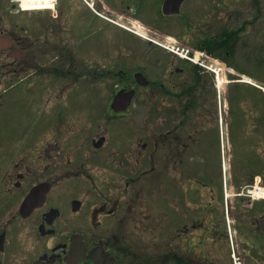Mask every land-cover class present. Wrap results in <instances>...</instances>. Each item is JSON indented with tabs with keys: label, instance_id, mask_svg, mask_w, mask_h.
Returning <instances> with one entry per match:
<instances>
[{
	"label": "flooded vegetation",
	"instance_id": "obj_1",
	"mask_svg": "<svg viewBox=\"0 0 264 264\" xmlns=\"http://www.w3.org/2000/svg\"><path fill=\"white\" fill-rule=\"evenodd\" d=\"M23 1L0 0V102L16 90L31 110L0 128L12 135L0 144V264H214L194 261L192 234L209 229L216 210L205 189L226 211L222 171L195 166L221 168L223 117L207 106V72L152 47L149 36L176 27L180 45L190 46L187 37L208 46L210 6L182 0L168 12L165 0H56L50 10ZM143 1L152 20L141 18ZM120 89L134 95L114 111ZM135 103L147 110L133 111ZM248 176L253 182L241 179Z\"/></svg>",
	"mask_w": 264,
	"mask_h": 264
},
{
	"label": "rangeland",
	"instance_id": "obj_2",
	"mask_svg": "<svg viewBox=\"0 0 264 264\" xmlns=\"http://www.w3.org/2000/svg\"><path fill=\"white\" fill-rule=\"evenodd\" d=\"M161 1L162 0H159L158 2L156 1V3L160 4ZM195 1L198 0H190V4H194ZM199 2L210 6L211 34H217L222 30L228 29H232L237 32L238 39L235 43V50L232 51V54L228 55V61L231 64L229 69L226 71L228 79H231V81L237 79H251L264 84V0H199ZM143 5L144 10H141L142 3L137 5V7L140 8L141 18L145 20H152L146 9L147 2L143 1ZM102 11L103 10H99V13L103 15L104 12ZM100 22L104 23L101 19ZM154 23L158 26H162L160 20H157ZM175 30H177L176 27L172 28L168 32H161L160 35L150 34L149 36L157 39L158 41H165L168 37L174 36L173 32H175ZM112 35L116 38L115 33ZM145 41L146 43L149 42V40ZM182 42L186 45L194 47L190 38L187 39V37H185ZM132 43H135L138 47V43H136V41H132ZM151 43L153 44L152 47H157L161 49L160 51L172 53L157 43ZM148 46L151 45H147V48ZM114 48L116 47L114 46ZM118 52V50L113 52L115 61L113 59L112 63H114L113 65H115L116 68L120 66V62L117 61ZM125 53H127L126 55L134 54V51H126ZM155 57L153 56V58ZM217 59L220 60V58ZM38 62L44 63L45 61L41 58ZM151 62L152 61H150L149 64ZM146 71L148 78L154 79L153 67H147ZM207 74L208 77L206 78L210 83L211 93L210 97L206 98V103L209 108H212L214 114H216V112H218V114L222 113L224 119L221 138L224 143L223 146L225 150L224 160H226L227 166L226 178L229 182V186L232 185L235 191L249 181V176L241 179L243 169L246 168L245 170L250 174L253 171H259L264 175V123L259 124L258 121V117L264 113V104L254 107L255 99L252 96H256V94L253 92L251 86H246V83H240L241 85L239 86L240 96L237 97V99L240 98V102L235 103L237 99H230L228 96H225L228 93V89L230 91H234L237 88L235 86L233 87L232 83H228L221 88V103H219L220 99L214 77L212 74ZM114 88L116 89L117 87ZM111 90L112 88H107V92L104 93L103 97L107 98L111 96ZM144 90L145 89H142V91ZM258 91L259 94L261 93L264 95V92L261 90ZM25 93L26 90L24 95ZM57 93L58 91L46 93V95L54 96L57 95ZM15 94H17V91L13 90L10 94L12 98L6 97L1 100V102L8 104L2 110L0 109V128L15 127L17 117H21L23 114L31 111L30 109H27L28 102L26 99L25 101L27 103L23 102L22 98H17V96L14 98L13 96ZM82 101L85 100L82 99ZM230 103L233 107V111L237 110V106L242 109V113L244 115L239 114L241 119L238 123L225 119L226 113L228 112L227 105L230 106ZM146 108V105H139L136 103L132 106V110L138 112L144 110L146 111ZM6 116H8L10 121L6 119ZM212 137L213 136L210 132L208 136L209 139L207 140L208 143H210ZM11 138L12 135L9 134L0 135V144L9 142ZM253 151H256V153H259L262 157V159L257 162V166L255 163L253 166L251 162H249L253 158ZM243 162H247L246 166H239L242 165ZM195 167L197 172L202 171L200 174H202L203 170L208 167L210 174L212 172L217 174L219 171H222V178L224 176L223 158L221 164L222 169L214 163H211L210 165L204 164L200 167L199 163H197ZM235 178L236 180L237 178L241 179L237 180L240 186H238L237 183L236 186L233 184V180ZM234 191H232V187L228 189L229 194H234ZM205 194L206 199L204 202L206 203L207 199L212 198L213 202L211 203V207H216V210L214 212L211 211L206 219V222L209 223V229L205 230L196 228L192 234V253L194 261H210L214 264H233V258L230 257L232 250L230 253L229 245L225 239L222 238L220 233L222 231V233L227 231L229 239H231L232 236L237 254L240 255L244 264H259V262L262 261L260 256L264 255V202H257V200H253L251 196H231L227 202L226 199H224L226 211H224L223 215L222 198L213 199L212 194L208 189H205ZM202 203V200H196V207H199V204ZM218 206H220V210ZM219 221H221L220 224ZM215 225L216 229H214ZM258 225L259 228H257ZM210 228L216 232V234L214 233L215 235H210ZM256 230L260 233L258 239H261L260 244L263 246L258 253H256V244L252 242V239L255 238L253 233ZM170 239L171 234L166 237L162 235L161 237L163 242ZM245 240L249 242H245Z\"/></svg>",
	"mask_w": 264,
	"mask_h": 264
},
{
	"label": "water",
	"instance_id": "obj_3",
	"mask_svg": "<svg viewBox=\"0 0 264 264\" xmlns=\"http://www.w3.org/2000/svg\"><path fill=\"white\" fill-rule=\"evenodd\" d=\"M181 1L182 0H166L165 3H164L165 10L168 11V12H173V11L178 10ZM138 76L139 75L137 74V77ZM133 94H134L133 90L128 91V92H125L124 90H121L116 95V97H115V99H114V101L112 103V107L116 111L126 108L129 105L131 97L133 96Z\"/></svg>",
	"mask_w": 264,
	"mask_h": 264
},
{
	"label": "trees",
	"instance_id": "obj_4",
	"mask_svg": "<svg viewBox=\"0 0 264 264\" xmlns=\"http://www.w3.org/2000/svg\"><path fill=\"white\" fill-rule=\"evenodd\" d=\"M220 39H221V37H218V38L211 37V40H210L209 45L208 46H205V48L207 50H209L210 52H212V53L215 52V53L220 54V55H222L221 54L222 53V51H221L222 49L230 50L231 49L230 46L227 45V43L225 41H222ZM254 93L256 94V96L258 98H262L264 96L261 93L259 94V91H255Z\"/></svg>",
	"mask_w": 264,
	"mask_h": 264
},
{
	"label": "bare ground",
	"instance_id": "obj_5",
	"mask_svg": "<svg viewBox=\"0 0 264 264\" xmlns=\"http://www.w3.org/2000/svg\"><path fill=\"white\" fill-rule=\"evenodd\" d=\"M27 1H24V3H26ZM254 194L256 195V197H264V189H256L254 190Z\"/></svg>",
	"mask_w": 264,
	"mask_h": 264
}]
</instances>
